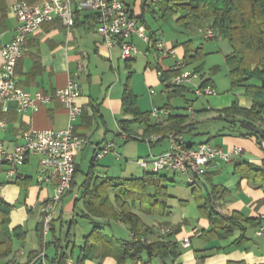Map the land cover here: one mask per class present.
<instances>
[{"label": "crops", "instance_id": "crops-1", "mask_svg": "<svg viewBox=\"0 0 264 264\" xmlns=\"http://www.w3.org/2000/svg\"><path fill=\"white\" fill-rule=\"evenodd\" d=\"M16 1L0 0V66L3 60L1 48L12 39L17 24L11 11ZM22 1L38 6L45 0ZM127 3L134 16H142L141 19L136 18L137 25L147 32L154 31L155 39L164 40L174 49V57L160 55L156 46L151 47L134 34L131 41L135 44L134 37H137L144 43L141 47L143 54H139V50V55L136 53L131 59L123 58L118 47L109 49L103 43L95 13L86 10L78 12L77 20L70 28L59 18H54L51 22L42 23L26 38L22 56L16 64L17 83L31 94L51 96L73 79L79 87L75 101L82 111L72 124L74 131L84 136L87 142L74 151L76 173L72 187L57 205L51 228L42 235L39 230L40 206L52 195V185H37L36 157L28 156L10 179L6 175L7 165L0 164V197L11 205L9 227H21L22 231V236L15 240L20 245L16 247L14 244L17 259L25 262L29 253L44 250L48 244L43 264H264V234L255 233L258 223L264 224V140L258 143L254 137H239L231 131L233 125L227 119L216 118L218 111L229 107L235 99L240 106H249V100L243 95L244 87H232L228 71L224 73L228 78V88L220 87L218 79L214 78L215 73L226 68L225 56L231 52L228 41L221 36H206L204 28L211 25V20H205L201 26L191 25L189 18H182L186 10L176 7L174 12L163 13L157 3L162 17L175 16L176 28L172 27L166 36L163 31L152 30L146 24L143 12L149 5L142 6L144 2L141 0L140 13H136L135 0ZM150 7L154 12V6ZM194 54L199 56L197 60L184 61L187 55ZM177 59L184 63L185 70L195 71L199 76L178 85H182L179 93H172L173 89L162 78L172 73L168 79L174 84ZM79 62L83 63V70L77 72ZM205 80L213 84L217 94L196 95L202 100L199 101L200 107L195 109L185 93ZM126 83L136 95L139 110L149 112V122H164L169 116H184L185 123L189 124L182 134L184 138L185 132L197 128L199 111L210 114L207 120L219 121L221 125L213 131L203 129L193 134H207L208 138H213V143L209 139L195 143L184 138L185 142L191 145L206 142L222 152H231L239 147L240 154L229 160L220 156L214 158L193 186L188 182L190 188L184 189L182 195L169 189L175 185V180L167 173H179L174 170L159 171L164 177L157 183L147 175L150 168H143L138 163L142 172L137 168L135 172L139 175L101 174L98 166L109 171L112 159L118 158L120 138L123 143L131 139L147 143V146L140 144L143 145L139 151L143 156L140 157L149 158L169 147L167 136L156 139L158 133L147 134L144 123H130L129 132L134 137H128L122 131L120 120L133 118L123 111L122 93ZM160 85L162 88L158 91ZM172 96L183 97L185 102L177 106L171 103ZM188 106L192 108V115L187 111ZM154 107H166L169 112L152 115L150 112ZM0 117L7 122L5 129L0 130V139L7 150L21 142L22 132L28 128L60 130L69 124L68 110L56 97L39 105L36 110L25 111L20 110L15 102L7 101L0 107ZM108 142L113 144V150L95 157L94 146ZM100 159L105 164L100 165ZM83 166L86 170L82 169ZM96 186L106 201L103 207L98 206L93 212L86 207L83 192ZM124 187L132 191L124 195L120 192ZM113 211H128L134 215L148 241L158 240L162 227L170 228L171 235L164 240L175 245L161 256L151 257L147 251H142L137 256L125 257L122 240L132 238L131 228L128 223L111 216ZM215 212L229 219H215ZM66 214L67 218L64 217ZM75 216L92 224L88 231L82 229L77 242ZM33 217L35 219L31 221ZM183 239H188L187 247L181 245ZM24 244L31 247L26 249Z\"/></svg>", "mask_w": 264, "mask_h": 264}, {"label": "built area", "instance_id": "built-area-1", "mask_svg": "<svg viewBox=\"0 0 264 264\" xmlns=\"http://www.w3.org/2000/svg\"><path fill=\"white\" fill-rule=\"evenodd\" d=\"M147 5H154L159 0H142ZM92 11L96 15L97 30L107 48L118 47L123 58H129L139 52V49L131 41L136 34L143 41L149 43V33L137 25L130 5L125 0H45L41 5H33L22 0L13 3L11 11L17 24L12 39L1 48L2 64L0 66V107L7 101H13L22 111L36 110L39 105L45 104L51 98H58L67 108L69 124L60 130L28 128L22 132L21 142L11 150H7L0 139V164H6L7 177L13 178L19 166L25 163L28 156L37 159V185H52V195L40 206V220L43 232L50 228V222L55 214L56 207L63 195L70 189L73 174L76 167L74 151L80 149L86 142V138L74 131V121L82 111L76 103L79 95V87L73 79L67 84L55 90L53 95L42 93L31 94L22 89L17 83L16 64L22 56L26 38L39 29L45 22H51L59 18L62 23L70 28L74 24V17L80 11ZM207 37H214L215 32L210 27H205ZM156 49L160 55L175 56L174 49L165 44L164 40H157ZM173 75V83L180 85L189 82L199 75L195 71L185 70L184 63L177 59ZM83 70V63L79 62L77 72ZM196 95H214L216 90L213 84L198 85L194 89ZM187 111L193 114L191 106ZM168 113L165 108H152L151 114ZM7 122L0 117V130H4ZM156 135L155 138H159ZM169 147L160 154L149 158L140 157L136 161L143 167H149L151 171L174 170L187 177L189 183L203 176L217 156L229 160L239 155L241 148L231 152H222L218 147L206 142L196 145H187L181 134L169 132L167 134ZM113 150V144L108 142L102 146H94V156L101 157ZM168 228L162 227L160 234L168 232ZM257 235L264 234V224H259L255 230ZM183 247L189 245L188 239L181 241Z\"/></svg>", "mask_w": 264, "mask_h": 264}, {"label": "trees", "instance_id": "trees-1", "mask_svg": "<svg viewBox=\"0 0 264 264\" xmlns=\"http://www.w3.org/2000/svg\"><path fill=\"white\" fill-rule=\"evenodd\" d=\"M180 1L181 0H159L158 4L163 10V13L174 12L176 7L186 10V14L182 16V18H189V24L191 23V25L196 24V26H201L205 20H211V25L208 27L212 28L215 32L214 37L221 36L225 38L231 47V52L225 56V63L227 65L231 86L244 87V95L249 100V106L242 107L235 99L229 107L218 111L216 118L227 119V121L233 125L231 129L232 132L244 137H254L256 141L260 143V141L264 140V0ZM146 5L145 3L142 4V6ZM77 17L78 12L75 14L74 24ZM134 17L138 19L142 18L141 15ZM148 33L150 37L148 45L155 48L157 39L154 38V31H149ZM131 58L132 57L126 59ZM189 58L191 60H189ZM198 58L199 56L195 54L192 56L187 55L184 61H194ZM169 71L170 70H168V72ZM166 72H163V75H165ZM170 74L162 78V81L167 83L171 90L173 89V91H171L172 93H179V89L182 85L178 86L172 84L168 79ZM207 83H209V81L205 80L201 85ZM122 103L123 111L133 117L131 119L120 120V127L122 131L127 133L128 137H134V135L129 132V125L133 121L144 123L146 125L145 132L147 134L158 133L160 135L159 138L167 136L169 132L182 135L189 126V124L185 123L184 116H169L164 122H149V112H142L139 110L136 95L133 93L128 83H126L123 88ZM164 108L167 109L166 107ZM93 159H95V157ZM75 173L76 167L73 178ZM147 175L152 178L155 183L158 181L160 182L164 177L159 171H149ZM102 183L103 182L100 184ZM72 184L73 179L71 187ZM189 185L193 186L194 183H189ZM131 191L132 190L126 187L120 190L124 195ZM83 196L85 197L86 207L89 211L93 212L98 206L103 207L106 201L105 195L97 186L92 190L85 189ZM10 211L11 205L0 197V264H43L44 250L32 251L29 253V257L25 262H21L17 259L14 244L15 240H18L22 236V231L21 227H14L12 229L9 227ZM104 213L106 212H101L100 214ZM213 214L215 215V219H229L225 216L222 217L217 212ZM110 215L130 225L132 238L130 240H122V251L125 257L137 256L142 251H147L151 257L154 255L161 256L169 251L171 246L175 245V243L164 240L166 236L171 235L170 228H168L169 230L165 234H159L158 240L148 241L145 235L140 231L141 227L138 225L137 219L130 212L122 211L121 213H116L113 211ZM51 222L50 224H52ZM39 228L42 235L43 228L41 220L39 222ZM61 264H64V262Z\"/></svg>", "mask_w": 264, "mask_h": 264}, {"label": "rangeland", "instance_id": "rangeland-1", "mask_svg": "<svg viewBox=\"0 0 264 264\" xmlns=\"http://www.w3.org/2000/svg\"><path fill=\"white\" fill-rule=\"evenodd\" d=\"M125 1L126 2L127 1L132 2V0H125ZM140 1L141 0H135V12L136 13H140V11H139ZM189 1H191V0H189ZM151 6H154V8H155L154 12L151 11L152 7H150V5L147 6L143 12L146 24L150 27V29H152V30L158 29V31H163L164 35L167 36L170 33V31H172V27L176 28L175 27V16H172V14H170V15H166V16L162 17L161 12L156 7L157 5L154 4ZM134 42L137 45V48L140 50L139 54H143V52H142L143 50L141 49V47H143L144 43L141 42L137 37H134ZM205 43H208V41H205ZM214 57L219 58L217 56H214ZM213 61H215V60H213ZM207 62H209V59H207ZM224 66L226 68H223L221 72L215 73L214 78L218 79L220 87L228 88L229 84L227 83V80H226L228 78L224 77V75H225L224 73H226V71H227V65H226L225 61H224ZM219 79H221V80L219 81ZM191 81L192 80H190V82ZM161 88L162 87L160 85L158 91H160ZM218 91L220 92L222 90H218ZM222 93H224V92H222ZM216 94H217V91H216ZM216 94H214V95H216ZM185 97L190 100V103H192L194 105L195 109H198L200 107L199 101H201L202 98H199L198 96H196V94L194 93V89H192V90L190 89L189 91H187L185 93ZM246 99H247V97H246ZM170 101H171V103L176 104L177 106H180L185 102L184 98L180 97V96H172L170 98ZM208 116H211V115L205 114V113L199 111L198 117H197L199 123L197 124V128L195 130H193L192 132L191 131L185 132L184 138L189 140V141H193L195 143H197L200 140L204 141V140L209 139V142L213 143V141H212L213 138H208L207 134H195V133L193 134V132H195L197 130L202 131L203 129H209V130L213 131L217 126L221 125V122H219V121L210 120V119L207 120ZM239 137H241V136H239ZM118 140H119V146H117L118 153H119L118 158L112 159V165L110 164L111 168L109 171L105 170L104 166H98V169H100L99 171L101 172V174H104V173H107L109 175L118 174V175H121L124 177L129 176L130 174L139 175L138 173L135 172V169L137 168L142 172V168L139 167V165L136 162V159L140 156H143L142 153H139V151L143 147V145H140V144H144L147 146V143H145L143 141L134 140V139H131L126 143H123V139H121V138ZM137 143L139 144L138 147H136ZM115 156L116 155H114V157ZM100 163H101L100 165H103V163L105 164V162H103L102 159H100ZM82 169L86 170V167L83 166ZM167 174H168L169 178H173L175 180V185L169 186V189L171 192H175V193L179 192L182 195L183 193H185L184 189L190 188V186L188 185L187 177L185 175H181L179 173H173L172 171L168 172ZM174 213H175V211H174ZM64 217L67 218L68 214H66V216H64ZM75 217H76L75 219L77 220V225L74 228L76 230L75 233H76V242H77V239H78V241L80 239L82 229L86 228L87 229L86 231H88L92 224L89 223L88 221L82 219L79 216H75ZM34 219H35L34 217L31 218V221H34ZM64 228H66V225L64 226ZM45 238L47 239V236H45ZM19 245H20L19 242L16 241L15 246L18 247ZM21 245L23 246V243ZM46 246H48V244L44 246V250H45ZM24 247L26 249H28V247L30 248L31 246H26L24 244ZM48 250H49V248H48Z\"/></svg>", "mask_w": 264, "mask_h": 264}]
</instances>
